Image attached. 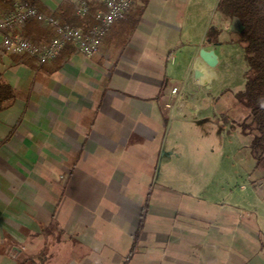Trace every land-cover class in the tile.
Masks as SVG:
<instances>
[{
	"label": "crops",
	"instance_id": "obj_1",
	"mask_svg": "<svg viewBox=\"0 0 264 264\" xmlns=\"http://www.w3.org/2000/svg\"><path fill=\"white\" fill-rule=\"evenodd\" d=\"M74 1L41 0L36 7L82 28ZM217 3L134 0L90 57L67 44L38 66L0 49V74L16 93L0 111L1 237L57 238L48 264H264V170H253L252 135L241 133L245 112L235 105L244 78L239 90L212 94L213 118L199 115L189 92L183 105L164 107L171 87H195L191 64L200 48L217 59V78L203 87H215L214 94L232 63L246 70L234 43L240 23ZM16 32L32 42L53 36L36 21ZM223 117L244 167L231 177ZM199 128L218 137L201 140L212 155L219 148L217 158L195 156ZM213 162L216 169L206 170ZM80 196L93 209L109 198L113 211L101 222L113 229L108 244L92 230L88 207L73 211L69 199ZM64 199L71 204L61 205Z\"/></svg>",
	"mask_w": 264,
	"mask_h": 264
},
{
	"label": "built area",
	"instance_id": "obj_2",
	"mask_svg": "<svg viewBox=\"0 0 264 264\" xmlns=\"http://www.w3.org/2000/svg\"><path fill=\"white\" fill-rule=\"evenodd\" d=\"M74 12L78 17L91 13L93 24L86 29L63 22L53 13H46L36 6L21 0H14L11 7L0 15V49L2 53L26 54L38 66L54 59L70 44L76 52L90 57L97 52L101 37L110 26L124 18L134 0H75ZM29 21H36L49 27L53 36L44 42H32L16 30ZM165 109L172 110L177 104H184L183 85L173 86L164 94Z\"/></svg>",
	"mask_w": 264,
	"mask_h": 264
},
{
	"label": "trees",
	"instance_id": "obj_3",
	"mask_svg": "<svg viewBox=\"0 0 264 264\" xmlns=\"http://www.w3.org/2000/svg\"><path fill=\"white\" fill-rule=\"evenodd\" d=\"M13 1L0 0V8L11 7ZM21 1L32 6L41 3V0ZM217 10L224 17L237 19L241 26L234 43L243 50L246 70L243 89L235 94V105L245 112L239 125L241 133L252 135L249 152L254 161L253 170H264V0H218ZM78 19L82 29L92 25L91 13ZM15 98L14 89L0 74V111L9 107ZM15 264L35 263L26 259Z\"/></svg>",
	"mask_w": 264,
	"mask_h": 264
},
{
	"label": "rangeland",
	"instance_id": "obj_4",
	"mask_svg": "<svg viewBox=\"0 0 264 264\" xmlns=\"http://www.w3.org/2000/svg\"><path fill=\"white\" fill-rule=\"evenodd\" d=\"M236 45H238V44H236ZM244 72H243V68L241 66H238L236 63H232L231 67H230V71H229V79L227 81L221 80L223 82H221L218 85V87H220V88L223 87V88L217 94H214V93H216L215 87L211 90H207L206 88H203V87H201V88L197 87V86L193 87V86H191L190 83H188V86H184L183 92H184V94H187L189 92L190 94L193 95V101L196 102V104L199 107V110H200L199 115L200 116L206 115V116L213 118L214 116H217V115H215V112L213 111L214 110L213 109V101L211 100L212 94L215 95L216 97H218L220 92H222L225 88H229L231 90H239L242 86V83H243L242 81L244 78ZM190 87L192 88V90ZM193 90H196L197 92H191ZM225 118L226 117H223L222 124H224L223 126L226 127V129L223 131V136L225 138V142H226L227 147H224L223 151H224L225 156L227 157L228 170H229L228 173L231 177L232 174H234L236 172L243 171L244 167L242 164L237 162L235 152L237 150V144L238 143H236V141H238V139H236L235 136L233 134H231L230 129L228 127V124L226 122H224ZM166 121H167L166 122V133H167V130H168L167 125L170 121L168 119H166ZM182 123L184 125L186 122L183 121ZM183 125H182L181 129L183 128ZM195 130L197 131V135L195 138V139H197L195 142L196 147L195 146L193 147L195 149V151L193 150L195 156L197 155V156H202V157H215V158H217V156H219V154L221 153L219 148L216 147L214 149V154L212 155L210 153V151L208 150L209 145H207V146L203 145L201 143L202 142L201 140H205L207 142L208 139L215 140L214 138L218 139V137H216V135L214 134V136L211 135L212 137L209 138V136L203 135L202 132H200V128H199V130L198 129H195ZM228 142H229V144H228ZM196 143H198V144H196ZM196 149H197V151H196ZM194 154H193V157H195ZM210 155H212V156H210ZM87 166H90V165H88V164L82 165L80 163V168L83 167L84 170H86L88 173H90L91 171H89L90 169ZM216 167H217V164L215 162H213V164L210 163L208 166H206V170H209L211 172V170L214 168L216 169ZM90 175L92 176L93 173L91 172ZM154 182L158 183V182H160V179H156V181L154 180ZM154 185L155 184L153 183L152 186L154 187ZM11 196H13V195H11ZM69 200L73 204V208H74L73 211L74 212L79 211L83 207H88L92 211V213L94 215V217H93V222H94L93 227L94 228L92 230L98 236L103 237L102 240H104L105 243L108 244L110 237L111 236L113 237V229L111 227H109L108 224L105 226L101 225V222H102V220L105 221L106 219H109V215H110L111 211H113L112 207H106V206H109V201H108L109 198H103V199L101 198L100 199L101 201H99L101 203V206L99 208L94 207V209H93V207H91V208L89 207L90 201L87 197H81L80 196V197H76V199H74L73 201L71 199H69ZM71 203H69L68 200L64 199L61 202V205H64V204L70 205ZM102 206H104L105 209L108 210V212L103 210ZM54 237L56 238L57 236H54V234H53V238ZM8 238L5 235L4 236L2 235V237L0 236V264H13L14 262H20V261H23L26 259L33 260V262L35 264H48L49 262H48L47 252L50 249H52L51 247L54 246V244L57 242V238H56V239H53V241L50 243L48 240L49 238H47V235H43L40 240H36L35 242L33 241L31 243L30 242L16 243L11 238L10 239H8ZM58 241H59V239H58Z\"/></svg>",
	"mask_w": 264,
	"mask_h": 264
},
{
	"label": "water",
	"instance_id": "obj_5",
	"mask_svg": "<svg viewBox=\"0 0 264 264\" xmlns=\"http://www.w3.org/2000/svg\"><path fill=\"white\" fill-rule=\"evenodd\" d=\"M217 59L213 50L200 48L191 64V79L195 86L205 87L217 78Z\"/></svg>",
	"mask_w": 264,
	"mask_h": 264
}]
</instances>
